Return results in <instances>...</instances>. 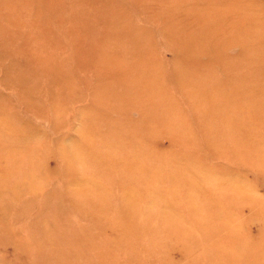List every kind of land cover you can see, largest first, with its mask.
I'll return each instance as SVG.
<instances>
[{
  "label": "rangeland",
  "instance_id": "obj_1",
  "mask_svg": "<svg viewBox=\"0 0 264 264\" xmlns=\"http://www.w3.org/2000/svg\"><path fill=\"white\" fill-rule=\"evenodd\" d=\"M0 264H264V0H0Z\"/></svg>",
  "mask_w": 264,
  "mask_h": 264
},
{
  "label": "bare ground",
  "instance_id": "obj_2",
  "mask_svg": "<svg viewBox=\"0 0 264 264\" xmlns=\"http://www.w3.org/2000/svg\"><path fill=\"white\" fill-rule=\"evenodd\" d=\"M192 2H194V1H192ZM179 4V3H178ZM154 16V15H153ZM152 16V17H153ZM257 20V19H256ZM258 21H261V20H258ZM144 29V28H143ZM149 30V29H148ZM148 30H147V32H148ZM251 30V29H250ZM144 31V30H143ZM146 31V30H145ZM141 32V31H140ZM127 33V32H126ZM141 33H143V32H141ZM144 34V33H143ZM147 34V33H146ZM124 35H126V34H124ZM146 36V35H145ZM39 37V36H38ZM125 38V37H124ZM152 38V37H151ZM241 38V37H240ZM130 39V38H129ZM114 40V39H113ZM150 40V39H149ZM125 41V40H124ZM132 41V40H131ZM134 41V40H133ZM132 41V42H133ZM152 41V40H151ZM111 42V41H110ZM119 43V42H118ZM136 43V42H135ZM161 43V42H160ZM169 43V42H168ZM121 44V43H120ZM138 44V43H137ZM109 45H111V44H109ZM115 46H118V45H115ZM160 46V45H159ZM138 47V46H137ZM110 48V47H109ZM135 48V47H134ZM157 48V47H156ZM114 49V48H113ZM112 50V49H111ZM116 50H118L117 48H116ZM116 52V51H115ZM157 52V51H156ZM176 52V51H175ZM248 54H249V52H248ZM147 55V54H146ZM150 55V54H149ZM147 57V56H146ZM208 58V57H207ZM146 59V58H145ZM150 59V58H149ZM191 59V58H190ZM212 59V58H211ZM210 59V60H211ZM144 60V59H143ZM213 60V59H212ZM211 60V61H212ZM191 61V60H190ZM192 61H194V59L192 60ZM196 61V60H195ZM194 61V62H195ZM237 62H239V61H237ZM236 62V63H237ZM198 63V62H197ZM202 63H203V61H202ZM206 63H208V62H206ZM209 65H210V63H209ZM215 65V64H214ZM83 66H84V64H83ZM103 66V65H102ZM150 66V65H149ZM153 66V65H152ZM213 66V65H212ZM99 67V66H98ZM147 67V66H146ZM213 67H215V66H213ZM100 68V67H99ZM154 68V67H153ZM216 68V67H215ZM102 69V68H101ZM161 69H162V67H161ZM80 70H81V68H80ZM163 70V69H162ZM76 71V70H75ZM152 71H154V69L152 70ZM212 71V70H211ZM150 72V71H149ZM213 72V71H212ZM151 73V72H150ZM160 73H162V71L160 72ZM155 74V73H154ZM139 75H141V73L139 74ZM165 75V74H164ZM77 76V75H76ZM136 76V75H135ZM156 76H157V74H156ZM134 77V76H133ZM158 77V76H157ZM198 77H199V75H198ZM72 78V77H71ZM74 78V77H73ZM80 78V77H79ZM154 78H155V75H154ZM201 78H202V75H201ZM211 78V77H210ZM75 79V78H74ZM156 79V78H155ZM205 79V78H204ZM197 80V79H196ZM218 80V79H217ZM201 81V80H200ZM203 81V80H202ZM210 81V80H209ZM13 82V81H12ZM204 82V81H203ZM206 82H207V80H206ZM211 82V81H210ZM15 83V82H14ZM107 83V82H106ZM109 83V82H108ZM135 83V82H134ZM197 83V82H196ZM199 83V82H198ZM101 84H104V83H101ZM200 84V83H199ZM208 84V83H207ZM11 85V84H10ZM133 85V84H132ZM198 85V84H197ZM203 85V84H202ZM137 86V85H136ZM200 86V85H199ZM214 86V85H213ZM70 88V87H69ZM113 88V87H112ZM135 88V87H134ZM197 88H199V87H197ZM138 89H139V87H138ZM101 90V89H100ZM122 90V89H121ZM129 90V89H128ZM112 91V90H111ZM117 91V90H116ZM130 91V90H129ZM136 91V90H135ZM140 91V90H139ZM233 91V90H232ZM98 92V91H97ZM142 92V91H141ZM98 93H100V91L98 92ZM117 93H118V91H117ZM116 93V94H117ZM131 93H133V92H131ZM130 93V94H131ZM20 94V93H19ZM24 94V93H23ZM111 94V93H110ZM114 94V93H113ZM101 95V94H100ZM105 95V94H104ZM118 95V94H117ZM124 95V94H123ZM103 96V95H102ZM101 96V97H102ZM108 96H109V94H108ZM116 96V95H115ZM95 98H97V96L95 95L94 96ZM111 97H112V95H111ZM117 97V96H116ZM206 97H207V95H206ZM103 98H105V97H103ZM120 98V97H119ZM203 98V97H202ZM98 99V98H97ZM106 99V98H105ZM113 99V98H112ZM115 99V98H114ZM147 99V98H146ZM99 100H100V98H99ZM117 100H118V98H117ZM121 100V99H120ZM143 100V99H142ZM115 101V100H114ZM173 101V100H172ZM6 102V101H5ZM102 102V101H101ZM104 102V101H103ZM176 102V101H175ZM7 104H10V103H7ZM12 104V103H11ZM164 104V103H163ZM10 106V105H9ZM15 106H17V105H15ZM33 106V105H32ZM13 107V106H12ZM19 107V106H18ZM98 107V106H97ZM32 108H34V107H32ZM31 108V109H32ZM144 108V107H143ZM10 109V108H9ZM102 109V108H101ZM98 110H100V109H98ZM104 110V109H103ZM101 112V111H100ZM90 113V112H89ZM103 113H105V112H103ZM168 116V115H167ZM211 136V135H210ZM3 137H5V136H3ZM8 137V136H7ZM212 137V136H211ZM8 138H10V137H8ZM17 138V137H16ZM1 139H2V137H1ZM6 140V139H5ZM15 140V139H14ZM208 141V140H207ZM17 142V141H16ZM219 142H221V141H219ZM218 142V143H219ZM238 143V142H237ZM235 147V146H234ZM237 147V146H236ZM253 149V148H252ZM250 150V149H249ZM239 152V151H238ZM252 153V152H251ZM243 154V153H242ZM233 155V154H232ZM240 157V156H239ZM23 163H26V162H23ZM22 166V165H21ZM22 168V167H21ZM27 175V174H26ZM223 193V192H222ZM224 194V193H223ZM238 195V194H237ZM135 197V196H134ZM6 203V202H5ZM8 204V203H7ZM181 206V205H180ZM5 209V208H4ZM2 210V209H1ZM114 237V236H113ZM113 239V238H112ZM6 241V240H5ZM120 252V251H119ZM249 255V254H248Z\"/></svg>",
  "mask_w": 264,
  "mask_h": 264
}]
</instances>
